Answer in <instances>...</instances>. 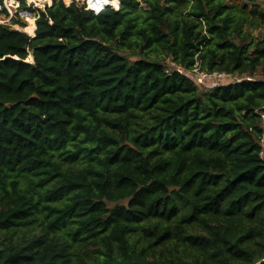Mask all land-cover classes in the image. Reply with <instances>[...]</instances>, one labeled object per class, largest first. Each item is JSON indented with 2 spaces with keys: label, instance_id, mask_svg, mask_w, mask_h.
<instances>
[{
  "label": "trees",
  "instance_id": "1",
  "mask_svg": "<svg viewBox=\"0 0 264 264\" xmlns=\"http://www.w3.org/2000/svg\"><path fill=\"white\" fill-rule=\"evenodd\" d=\"M119 1L0 24V264H264V0Z\"/></svg>",
  "mask_w": 264,
  "mask_h": 264
},
{
  "label": "built area",
  "instance_id": "2",
  "mask_svg": "<svg viewBox=\"0 0 264 264\" xmlns=\"http://www.w3.org/2000/svg\"><path fill=\"white\" fill-rule=\"evenodd\" d=\"M55 1L58 0H0V24L6 25L15 30L23 31L29 36H33L34 32L28 33L25 31L27 19H33L35 24V19L38 17L39 11H44L45 8L51 6ZM62 2L65 6L75 2L78 5H83V8L89 9L95 14L99 13L107 6L118 9L120 4L119 0H62ZM14 19L17 22H14ZM22 23H24V26L21 25ZM173 70L188 76L195 84L205 88H213L225 82L239 80L236 76L224 71L202 70L197 63H195L191 69H184L181 66L176 65L173 61L167 59L165 71L171 72ZM259 146L258 155L264 162V130L259 139Z\"/></svg>",
  "mask_w": 264,
  "mask_h": 264
},
{
  "label": "rangeland",
  "instance_id": "3",
  "mask_svg": "<svg viewBox=\"0 0 264 264\" xmlns=\"http://www.w3.org/2000/svg\"><path fill=\"white\" fill-rule=\"evenodd\" d=\"M240 1L241 0H234V2L235 3H237V4H240ZM255 2H260V5H261V2H262V0H256ZM81 3V2H80ZM144 8V4L142 3V2H140L139 3V6H138V9H143ZM26 31V30H25ZM28 33H33L32 31L31 32H29V31H27ZM256 31H254V33H255ZM141 51V49H120L119 50V53H121V54H123V55H125V56H127L129 59H131V60H134V59H137L139 56H138V54H139V52ZM146 56H147V58H156L155 57V55L154 54H152V53H150V52H147L146 53ZM167 59V58H166ZM163 60V62H164V64H166V62H167V60ZM160 61H162L161 60V57H160ZM255 77H257V78H259V79H263L264 80V75H262V74H260V73H257L256 75H255ZM227 81V80H226Z\"/></svg>",
  "mask_w": 264,
  "mask_h": 264
},
{
  "label": "bare ground",
  "instance_id": "4",
  "mask_svg": "<svg viewBox=\"0 0 264 264\" xmlns=\"http://www.w3.org/2000/svg\"><path fill=\"white\" fill-rule=\"evenodd\" d=\"M33 27H34L33 19H31V18L27 19V26L25 27V30H27L29 32H31V31L34 32ZM27 61H31L30 56H28Z\"/></svg>",
  "mask_w": 264,
  "mask_h": 264
},
{
  "label": "water",
  "instance_id": "5",
  "mask_svg": "<svg viewBox=\"0 0 264 264\" xmlns=\"http://www.w3.org/2000/svg\"><path fill=\"white\" fill-rule=\"evenodd\" d=\"M247 1H250V0H247ZM252 1H254V2H255L256 0H252ZM32 54H33V52H32V51H30V53H29V56L31 57V62H32V60H33V59H32Z\"/></svg>",
  "mask_w": 264,
  "mask_h": 264
},
{
  "label": "crops",
  "instance_id": "6",
  "mask_svg": "<svg viewBox=\"0 0 264 264\" xmlns=\"http://www.w3.org/2000/svg\"><path fill=\"white\" fill-rule=\"evenodd\" d=\"M35 25V24H34Z\"/></svg>",
  "mask_w": 264,
  "mask_h": 264
}]
</instances>
